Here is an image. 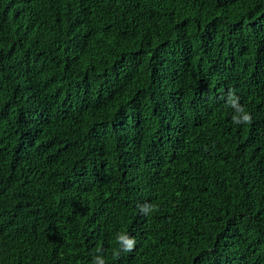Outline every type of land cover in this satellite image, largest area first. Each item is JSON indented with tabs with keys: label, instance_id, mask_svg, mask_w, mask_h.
<instances>
[{
	"label": "trees",
	"instance_id": "trees-1",
	"mask_svg": "<svg viewBox=\"0 0 264 264\" xmlns=\"http://www.w3.org/2000/svg\"><path fill=\"white\" fill-rule=\"evenodd\" d=\"M94 255L264 264V0H0V264Z\"/></svg>",
	"mask_w": 264,
	"mask_h": 264
},
{
	"label": "clouds",
	"instance_id": "clouds-1",
	"mask_svg": "<svg viewBox=\"0 0 264 264\" xmlns=\"http://www.w3.org/2000/svg\"><path fill=\"white\" fill-rule=\"evenodd\" d=\"M228 106L233 108L237 115L232 117V122L235 124H250L252 122V116L250 113L245 112L243 106L239 103V97L235 95L234 90H229V95L227 98ZM138 209L142 215L148 214L150 206L147 204L138 205ZM116 241L120 246L116 251H114V257H119L121 252H132L136 246V239L129 234L123 232L118 233L116 236ZM96 253H100L101 249L96 248L94 250ZM92 264H106L105 259L102 255H94Z\"/></svg>",
	"mask_w": 264,
	"mask_h": 264
}]
</instances>
